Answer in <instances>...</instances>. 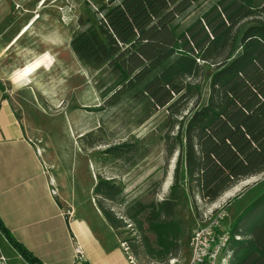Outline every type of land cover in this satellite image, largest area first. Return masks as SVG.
Listing matches in <instances>:
<instances>
[{"label":"trees","instance_id":"16d2710c","mask_svg":"<svg viewBox=\"0 0 264 264\" xmlns=\"http://www.w3.org/2000/svg\"><path fill=\"white\" fill-rule=\"evenodd\" d=\"M96 15V27L73 33L71 51L86 65L111 68L112 101L128 93L143 120L165 112L157 130L166 159L175 157L169 193L160 202L133 203L124 216L141 235L143 255L168 264L178 260L184 237L177 216L184 187L192 199L213 203L239 182L264 176V1L107 0ZM204 65L212 68L205 100ZM122 152L121 145L107 150L116 159ZM96 180L97 208L112 229L124 228L101 201L120 202L121 187ZM227 229L225 264H264V190ZM0 236L24 262L42 264L1 219Z\"/></svg>","mask_w":264,"mask_h":264},{"label":"rangeland","instance_id":"374dc122","mask_svg":"<svg viewBox=\"0 0 264 264\" xmlns=\"http://www.w3.org/2000/svg\"><path fill=\"white\" fill-rule=\"evenodd\" d=\"M6 1L8 4L4 2L2 5L9 7V20L15 19L10 13L14 9L21 14L27 12L23 0ZM262 1L256 0L255 5ZM15 2L18 7L14 6ZM106 2L47 0L45 4H40L37 11L31 14V18H35V14L39 16L38 20L20 40L23 45L33 48L35 52L32 53L37 54L33 58L36 70L27 71L23 62L15 75V88L9 93L13 95L17 117L29 119L31 129L38 132L37 138L32 140L37 147L44 148L43 153H39L38 162L45 177L60 175L62 180L72 181L69 189H73L78 197L86 198L87 203L92 198L95 205L98 198L89 189L97 183L96 178L111 180L120 186V202L101 200L103 206L112 210L126 224L124 228L115 230L119 242L127 243L138 264H160L143 255L141 235L135 224L124 216V211L138 201L144 204L160 202L169 193L175 157L166 159L160 140L162 134L157 130L165 112L156 111L143 120L144 111L128 93L112 101L110 97L113 91L108 90L117 76L111 68L86 65L76 58L69 47L74 32L84 27H96L99 18L96 9ZM79 19L84 26H80ZM39 39L51 42L52 46L48 50L42 48ZM25 52L22 51V54ZM211 74L212 68L204 65L203 100L206 99ZM1 83L3 88L8 86ZM117 145L124 150L120 159L107 153L109 148ZM134 146L135 151L129 152V148ZM179 181L185 186L182 175H179ZM263 183L264 176L239 182L213 203H205L197 196L192 199L184 187L181 192L183 202L177 209L184 237L180 241L178 260L168 264L187 263L189 241L214 209L219 206L224 208L226 217L221 224L229 227L236 215L264 190ZM145 235L150 242L155 241L152 235ZM134 246L137 247L136 255L133 253ZM223 255L217 257L216 264ZM3 260L13 264L16 254L0 236V264Z\"/></svg>","mask_w":264,"mask_h":264},{"label":"crops","instance_id":"0c3cea01","mask_svg":"<svg viewBox=\"0 0 264 264\" xmlns=\"http://www.w3.org/2000/svg\"><path fill=\"white\" fill-rule=\"evenodd\" d=\"M255 1L258 7L264 0L258 6ZM4 2L8 4L0 0V219L42 264H129L116 231L93 199L87 196L90 203L85 202L86 198L69 189L72 181L62 180L60 175L46 178L41 169L38 157L44 148L32 140L38 132L31 129L29 119L17 117L9 91L15 88V75L23 62L27 71L36 70L33 58L37 54L20 40L23 30H30L38 20L36 14L35 18L31 14L44 0H23L27 12L21 14L14 9L10 12L14 20L7 18L9 7L4 8ZM41 40L42 48L52 46ZM1 82L8 86L3 88ZM51 189L56 195H51ZM67 211H71L70 216ZM76 248L81 251L79 258ZM19 261L27 264L16 254L13 263Z\"/></svg>","mask_w":264,"mask_h":264},{"label":"built area","instance_id":"2783aa9c","mask_svg":"<svg viewBox=\"0 0 264 264\" xmlns=\"http://www.w3.org/2000/svg\"><path fill=\"white\" fill-rule=\"evenodd\" d=\"M16 7H18L16 5ZM51 195H56V190H50ZM214 211V212H213ZM212 213L204 219L203 222L196 229L192 235L188 248L189 258L186 264H216L217 257L225 253L228 242L230 240V233L227 227L221 224L222 220L226 217V211L222 206L214 209ZM66 215H71V211H67ZM121 248L127 258L129 264H138L136 258L129 251L126 242L121 243ZM76 257L81 256L79 248L75 249ZM223 256L219 264L224 263ZM174 262V260L172 261ZM2 264H7L3 260ZM13 264H25L21 261Z\"/></svg>","mask_w":264,"mask_h":264},{"label":"bare ground","instance_id":"6f19581e","mask_svg":"<svg viewBox=\"0 0 264 264\" xmlns=\"http://www.w3.org/2000/svg\"><path fill=\"white\" fill-rule=\"evenodd\" d=\"M47 0H44L43 4L46 2ZM39 18V16L36 17V20ZM29 30V27H26L23 32L22 35L25 34L27 31Z\"/></svg>","mask_w":264,"mask_h":264}]
</instances>
